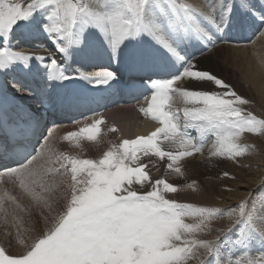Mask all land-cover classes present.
Segmentation results:
<instances>
[{
    "label": "snow or ice",
    "instance_id": "1",
    "mask_svg": "<svg viewBox=\"0 0 264 264\" xmlns=\"http://www.w3.org/2000/svg\"><path fill=\"white\" fill-rule=\"evenodd\" d=\"M259 3L264 9V0ZM207 4L206 19L190 5L179 4L178 0H101V3L94 0H30L26 4L18 0H0V37L4 38V46L0 47V161L15 156L17 149L24 152L10 165L0 163V171L14 181L20 180L30 203L34 202V207L40 209L47 225L37 235L29 234L22 252L8 255L0 247V264H188L201 247L207 258L200 264H264V251L259 258L250 256L257 241L264 247V192L255 200L248 196L239 203V211L232 212L228 226L219 237L237 224L248 226L256 235L245 231L237 234L233 244L239 255L222 261L217 248L219 237L214 240L192 238L207 227L206 221L213 214L222 210L167 199L165 193L176 192V187L164 179L152 181L148 164L141 158L150 160L155 156L167 160V167L171 169L182 158L201 153L203 138L193 140L189 136L190 122L202 135L211 133L215 136L211 153L214 156L236 157L240 155L237 141L241 134H264V119L243 107L248 100L210 70H194L197 67L195 57L187 58L184 54V47L195 42L205 48L202 39L212 44L214 39L211 34L206 35L210 32L205 22L216 32L223 33L229 26L234 7L241 14L250 12L261 21H264V15L257 11L253 0H227V3L225 0H207ZM221 8L223 11L218 18ZM40 15L44 18L39 21L36 32L47 34L62 55H68L73 48L83 51L99 39L111 51L112 63L118 64L121 49L131 48L128 87L137 82L153 85L151 101L141 111L161 124L147 136L125 139L113 145L98 160L62 156L59 168L49 170L57 173L64 170L70 175L68 196L62 198L59 207H54L51 202L50 183L55 181L50 182L43 167L35 163L37 157L32 156V152H36L35 145L31 152L27 151L30 138L40 127L39 120L16 103L17 98L8 86L21 96H33L34 90L3 78L13 71L33 73L34 63L44 69L50 86L53 81L62 84L73 79L86 80L97 86L109 85L118 82V72L102 68L93 75H82L81 69L67 73L54 56L12 51L9 37L13 30L23 27L21 22L27 23ZM42 46L44 44H37L33 48ZM157 49L183 62V70L169 79H154L148 75L157 70ZM46 60L50 63L44 64ZM185 77L187 82L182 95L191 106L185 107L184 123L181 124L179 114L165 110V105L170 93L181 91L174 85ZM205 82H214L224 91L194 89L195 83ZM44 93L41 103H55L46 95L47 89ZM102 122L103 118L96 119L80 132L95 139ZM41 135L44 137L43 150L52 132ZM76 135V132H70L65 139ZM161 137L170 144L179 142V149L164 150ZM9 152L13 156L7 155ZM41 154L47 153L37 155ZM180 170L175 168L177 172ZM135 185L142 188L150 185V190L137 189ZM12 201L21 212L28 208V205L22 208L17 197H12ZM0 208L7 211L3 201H0ZM31 215L29 211V217ZM186 217H194L199 222L186 223Z\"/></svg>",
    "mask_w": 264,
    "mask_h": 264
},
{
    "label": "bare ground",
    "instance_id": "2",
    "mask_svg": "<svg viewBox=\"0 0 264 264\" xmlns=\"http://www.w3.org/2000/svg\"><path fill=\"white\" fill-rule=\"evenodd\" d=\"M94 2L101 3V0H94ZM182 2L185 4L194 5L196 7L195 11L197 13L208 17L207 0H196V4H193V2L195 1L191 3L189 2V0H182ZM225 3H227V0H225ZM199 8H203V10ZM221 14V11L218 12L217 17L219 18ZM42 16L43 15L39 17L42 18ZM39 17H34L31 22L37 23ZM15 33L16 32L13 31V33L11 34L13 38L18 37L14 36ZM41 34L44 33L40 32L36 35ZM2 39L4 40L3 37ZM132 43L134 44L135 42ZM3 46L4 45L0 44V47ZM96 47H98V49L100 50L98 51ZM227 48L231 49L232 52L230 54H226L224 56V59L220 60H222L224 63H230L233 65L235 63L243 61V66L245 67V74L243 76V79L245 81L248 80L253 84L252 87L255 89L256 92H252L254 93V96L258 100V102H255V99H253L250 95L249 89H251V86L247 84V82H243L241 78L236 76L238 71H234V75H231L232 77L228 78H226L227 71L226 73L225 71H223V73L218 72L217 75L220 79L225 81V83L230 84L239 94H241L244 98L248 100V103L243 106L246 111L252 113L253 115H256L257 118L262 119L259 114L263 115L264 117V105L260 104L261 102L264 104V28L262 29V32L256 38H254L250 44L244 46L229 45ZM126 50L127 49L122 48L119 53V57H121L122 52H126ZM159 50L162 53H165L163 50ZM12 51L20 52L21 49H12ZM33 53L37 55L52 57L51 53L44 52L41 50H35V52ZM209 54L210 52L199 57L194 61V63L197 64V62L201 60V58H207ZM71 55L76 57L78 59V62L90 65L102 64L106 60H112L111 51L105 45H103V43L100 42L99 39L93 41L87 47V49L83 51L73 48L70 50L68 55L61 54L58 59L64 58L68 60L70 59ZM177 62L181 63L179 61ZM33 69L37 70V67H33ZM229 70L230 69H228V71ZM42 74L43 76H45L44 73ZM8 76L4 77L3 79L7 81ZM14 77L21 80L17 71L15 72ZM12 81L15 83H19V85L21 83V81L18 80ZM186 82L187 78L185 77L176 82L175 84V88L181 89V91L178 92L180 93L179 96H181L182 98V107L179 109V111L181 110L180 113L182 114V116L185 107L191 106L186 102L185 98L182 95V90L185 89ZM21 85H23V83ZM179 85H181V87ZM194 89L203 91H224L223 88L216 86L214 82H205L203 84L195 83ZM111 114H115V116L113 115L114 118L110 119L108 118L109 115L107 116V118L112 121H106L99 126L100 131L95 134V139H81L78 137L76 139L69 140L63 138L66 132L71 130V127H62L54 130L53 133L61 132V135H55V139H53L50 143V148L52 149V152H54V155H58V152L61 151L67 157L74 156L78 157L79 159L98 160L102 157L103 153L106 152L113 145L120 144L125 139L132 140L134 138L133 136L135 135L136 137L146 136V134L151 133L157 127H160L157 124H150L144 121L139 116L138 112L134 107H122L116 109ZM210 137L212 139L211 142L213 144L211 146H206L204 150V147L206 145L204 143L203 151L201 153L195 154H203L201 157H206L205 160L197 159V157H184L185 159L183 162L175 163L173 168L170 169L167 167V160H160L158 157L155 156L151 157L150 160L141 157L144 162L148 164V172L152 181L163 178L168 183H171L176 187V192L165 193L167 199L175 200L178 203L191 204L195 207H206L216 210H222L219 214H213V216L206 221L207 227L203 231L197 232L195 236L192 237L194 239H216L222 234V230L228 226L230 222L229 218L232 212L239 211L238 208L233 209V211L231 212H228L229 207L227 205H229L230 203L224 205L223 202H217L219 197L223 196L222 198L227 199L225 198V196H232V193H223V187H226L233 183L235 185H241L243 186V188H246V190L241 191V194L239 195V198H241L242 201H244L250 195L251 200H255L261 192H264V185L262 184L264 182L261 181V178L264 176V134L247 132L241 134L237 141L240 144V155H238L237 157L225 155V158L229 157L224 163L225 170L227 172L232 173L234 176L240 173L238 175V179L234 181L226 180V178L223 177H210V175H208L206 169H209L211 171V168L208 165H204L205 162L210 160L212 164H216L219 163L220 159L218 156H214L211 154L214 151L215 136L210 133ZM50 138L49 142L51 140ZM160 139L162 141L161 147L164 148V150L167 151L179 149V142L175 144H170L167 141H163L162 137ZM248 152H252V154L250 156H247ZM96 156H98V158ZM40 157H42V154L37 155L36 161ZM242 158L243 160H240ZM45 160L46 159L41 158L35 163L43 167L50 182L53 180L55 181L59 176L67 175L65 180L63 179L61 181L64 185L63 190L60 186H56L55 183H50V187L52 190L50 193L52 195L51 202L54 203V207H59L60 203L63 202L62 196H68L70 175L65 173L64 170L59 173L55 171H49L50 169H54V167L48 162V160ZM248 164L249 166H257L258 170H253L248 166ZM245 165H247L248 167L245 168ZM176 167H179L181 169L180 172L175 171ZM234 167H238V169H234ZM171 171H173V173L170 176L169 173ZM251 174L254 175V177H251ZM164 177H166V179ZM16 182L19 185H16ZM16 182L14 180L12 182L11 180L7 181V183L5 184V188L8 191V195L7 197H2L0 199V201L4 202L6 210L9 211L5 214H2V211H4L5 209L0 208V216L6 215L7 219H9L10 221L9 230L6 233H3L2 229L0 228V241L1 239L7 242L11 241L10 243L12 249L9 248L11 249V251L7 249V251H10L9 253L11 254L22 252L24 250L26 238L29 237V234H31V236H35L39 233L41 229H44L47 226L43 217L40 214V209L34 207V202L30 203V198L26 196L24 190L21 188L20 180L16 179ZM136 188L146 191L150 190V185L143 188L142 186H138ZM12 197L18 198L17 202L20 203L22 208L25 205H28V208H25V210L22 212L19 211L16 208V202L12 201ZM236 197H238V195H234V198ZM29 211H31L32 213L31 217H29ZM44 214L47 215L46 208L44 209ZM185 222L197 223L199 221L194 217H186ZM239 225L240 224L234 226V233L239 231L236 229V227ZM231 231L228 235H233ZM228 238L233 239V237L230 236ZM27 242H30V240H27ZM227 244H230V241H228ZM4 245L8 247L7 244L4 243ZM229 247H231V244L229 245ZM205 258L206 253L201 247L196 250V255L189 259L188 264H200V261Z\"/></svg>",
    "mask_w": 264,
    "mask_h": 264
},
{
    "label": "rangeland",
    "instance_id": "3",
    "mask_svg": "<svg viewBox=\"0 0 264 264\" xmlns=\"http://www.w3.org/2000/svg\"><path fill=\"white\" fill-rule=\"evenodd\" d=\"M186 1H188V0H186ZM193 1H195V2H193ZM18 2H21L22 4H26V3H28V2H30V0H18ZM189 2H193V4H196V0H189ZM178 3H180V4H185V3H183L182 2V0H178ZM191 7H193V8H196L194 5H192L191 4ZM199 9H201V10H203V8H199ZM43 16H42V18L41 17H39V20L37 21L38 23H34V22H31V21H29V22H27V23H25V22H21V24L24 26V27H21V28H17V29H14L13 31L14 32H20V31H22V30H29V31H36V28L38 27V24H39V21L40 20H43ZM2 38V37H1ZM45 38H48V36H47V34H46V36H45ZM50 43H51V45L48 47H44V50H41V51H44V52H46V51H48V52H50L51 54H53L54 56H56V57H58V55H59V52H57V50H56V46L52 43V41L50 40ZM0 44H3V42L2 41H0ZM42 44H48V42H44V43H42ZM221 45V46H220ZM11 46H12V49L13 50H18L19 48H16V47H18L17 46V43L14 41L13 43H11ZM229 45H227L226 44V46L224 45V44H218L217 46H215V48H213V50H211L210 51V54L207 56V58H201V60H199L198 62H197V67H196V69H194V70H204V71H208V70H210L211 72H212V74H216L217 75V73L218 72H220V73H223V71H225V73H226V71H227V75H226V78H228V77H232L231 75H234V71H238V73H237V77H239V78H241V80L243 81V82H247V84H249L251 87V89H249V92H250V95H251V97L253 98V99H255V102L257 101L258 102V100L255 98V96H254V93L256 92L255 91V89L252 87L253 86V84L251 83V82H249L248 80H244L243 79V76H244V74H245V67L243 66V61H241V62H238V63H235L234 65L233 64H230V63H224L222 60H220V59H224V56L226 55V54H230L231 52H232V50L231 49H229V48H227ZM219 47V48H218ZM215 49V50H214ZM223 56V57H222ZM208 60V61H207ZM228 69H230L229 71H228ZM180 87H181V85H179ZM254 93H253V92ZM247 92H248V87H247ZM180 98H181V96H180ZM178 99V101H177V105H179V107L181 108L182 107V98L181 99ZM261 105H264L262 102L260 103ZM181 111V110H180ZM258 111V110H257ZM255 112V111H254ZM257 113V112H256ZM259 114V113H258ZM260 115V117H262V119H264V117H263V115H261V114H259ZM57 133H55V135H56ZM54 135V133L52 132V136ZM55 135H54V139H55ZM52 136H51V138H52ZM212 137V136H211ZM210 137V138H211ZM50 138V139H51ZM210 145H211V143H209ZM208 144V146H210ZM49 148H50V146H49ZM42 150V149H41ZM49 153H53V152H47V155L46 156H43V157H50L48 154ZM208 154V153H207ZM252 154V152H248L247 153V156H250ZM203 154H201V155H193V156H191V158H194V157H197V159H202V160H205L206 159V157H201ZM51 156H53V154L51 155ZM66 156V155H65ZM207 156V155H206ZM97 158H98V156H96ZM220 159H219V163H216V164H212L211 163V161L210 160H208V161H206L205 162V164L204 165H208L210 168H211V171L209 170V169H206L207 170V173H208V175H210V177H223V178H226V180H229V181H234V180H236V179H238V175L240 174V173H238V175H233L232 173H230V172H227L226 170H225V167H224V163H225V161L227 160V158H229V157H227V158H225V156H218ZM237 157V156H236ZM186 158V157H185ZM185 158H182L181 160H180V162H183L184 161V159ZM241 158V157H240ZM254 158V157H253ZM240 160H243V158L242 159H240ZM45 161H47V159L45 160ZM217 162V161H216ZM46 163V162H45ZM238 164H240V163H238ZM248 166H249V164H248ZM247 165H245V168H247L248 167ZM250 168H252L253 170H255V171H257L258 170V167L257 166H249ZM55 169V168H54ZM234 169H238V167H234ZM61 171H63V170H61ZM60 171V172H61ZM172 173H173V171H171L170 173H169V175L171 176L172 175ZM207 175V176H208ZM66 176L67 175H64V176H59L56 180H55V185L56 186H60L61 188H62V190L64 189V185H63V183L61 182L63 179L65 180V178H66ZM175 176V175H174ZM183 177H185V176H183ZM251 177H254V175H252L251 174ZM165 179H166V177H164ZM163 179V178H162ZM185 179V178H184ZM187 179V178H186ZM202 180V179H201ZM261 181H263L264 182V176L261 178ZM15 182H16V180H15ZM16 185H19L17 182H16ZM264 185V184H263ZM222 190H223V193H229V194H231L232 193V196L231 197H227V196H225V198H227V199H224V198H222V197H219L218 198V200H217V202L219 203V202H223L224 203V205H227V203H230L229 205H227L228 207H229V210H228V212H231V211H233V209H238V205H239V203L242 201V199L241 198H239V195L241 194V191H244V190H246V188H243V186H241V185H235V184H231V185H228V186H226V187H223L222 188ZM68 192H69V189H68ZM234 195H238V197H236V198H234ZM62 198H63V196H62ZM10 207V206H9ZM10 209V208H9ZM6 212H9V211H6ZM5 212V210L4 211H2V214H5L6 213ZM9 214V213H8ZM9 226H10V221H9V219H7V216L6 215H3V216H0V228L2 229V232L3 233H6L8 230H9ZM1 241L3 242V244L5 243V244H7V245H9V246H11V241L10 242H7V241H3L2 239H1ZM14 243V242H13ZM9 248H11L12 249V247H7V249H9ZM11 249H9L10 251H11Z\"/></svg>",
    "mask_w": 264,
    "mask_h": 264
}]
</instances>
